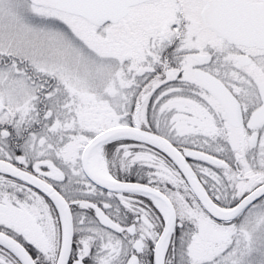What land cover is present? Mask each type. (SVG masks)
Segmentation results:
<instances>
[{
	"label": "snow or ice",
	"instance_id": "1",
	"mask_svg": "<svg viewBox=\"0 0 264 264\" xmlns=\"http://www.w3.org/2000/svg\"><path fill=\"white\" fill-rule=\"evenodd\" d=\"M0 264H264V0H0Z\"/></svg>",
	"mask_w": 264,
	"mask_h": 264
}]
</instances>
